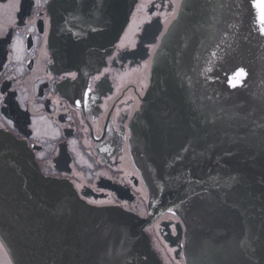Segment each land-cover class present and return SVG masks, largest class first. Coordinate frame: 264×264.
<instances>
[{
	"label": "water",
	"instance_id": "obj_1",
	"mask_svg": "<svg viewBox=\"0 0 264 264\" xmlns=\"http://www.w3.org/2000/svg\"><path fill=\"white\" fill-rule=\"evenodd\" d=\"M138 0H51L54 69H100ZM264 0H182L131 120L148 217L83 200L0 131V239L13 264H163L145 228L186 226L187 264H264ZM243 70V75L237 73Z\"/></svg>",
	"mask_w": 264,
	"mask_h": 264
},
{
	"label": "flooded vegetation",
	"instance_id": "obj_2",
	"mask_svg": "<svg viewBox=\"0 0 264 264\" xmlns=\"http://www.w3.org/2000/svg\"><path fill=\"white\" fill-rule=\"evenodd\" d=\"M50 1L0 0V131L26 142L46 176L69 180L88 203L146 217L150 195L132 154L131 120L182 0H138L106 63L83 73L52 67ZM146 231L164 264H187L178 214L163 213ZM0 264H13L1 239Z\"/></svg>",
	"mask_w": 264,
	"mask_h": 264
},
{
	"label": "snow or ice",
	"instance_id": "obj_3",
	"mask_svg": "<svg viewBox=\"0 0 264 264\" xmlns=\"http://www.w3.org/2000/svg\"><path fill=\"white\" fill-rule=\"evenodd\" d=\"M255 7L259 9V21H260V32L261 34H264V2H258L256 3ZM237 75H243V70L241 72L237 73Z\"/></svg>",
	"mask_w": 264,
	"mask_h": 264
}]
</instances>
